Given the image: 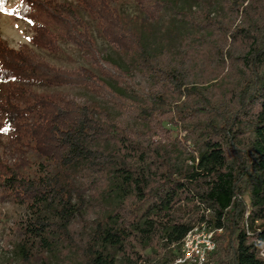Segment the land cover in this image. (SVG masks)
I'll use <instances>...</instances> for the list:
<instances>
[{"label": "trees", "instance_id": "1", "mask_svg": "<svg viewBox=\"0 0 264 264\" xmlns=\"http://www.w3.org/2000/svg\"><path fill=\"white\" fill-rule=\"evenodd\" d=\"M73 1L20 0L29 44L0 37V134L20 160L0 154V192L25 209L26 264H173L201 224L204 264H264V0H130L131 19ZM62 46L86 65L34 52Z\"/></svg>", "mask_w": 264, "mask_h": 264}, {"label": "rangeland", "instance_id": "2", "mask_svg": "<svg viewBox=\"0 0 264 264\" xmlns=\"http://www.w3.org/2000/svg\"><path fill=\"white\" fill-rule=\"evenodd\" d=\"M62 2H74L73 0H60ZM20 0H8L5 10H0V37L12 48H19L22 45L29 44V39L32 35L31 22L27 19H21L17 16V9ZM120 9L125 17L131 19L135 16L136 9L130 0H120ZM87 20H89L86 17ZM91 30L96 39L97 45L101 52L111 60L117 61V55L110 49L108 44L97 33V30L91 25ZM37 56L44 59L46 62L61 68H74L79 65H86L80 54L74 49L62 46V49L55 54L34 49ZM78 97L81 100L93 101L95 98L90 93L72 87H64L55 89ZM39 92L48 91L47 89H38ZM49 92V91H48ZM51 92V90H50ZM184 133L181 130L177 131L178 139H181ZM154 137L153 140H157ZM8 153L7 138L0 134V154L8 162L20 161L12 157ZM28 161L23 164V167L35 166L37 158L33 155H27ZM22 164V162H19ZM25 216L24 207L13 203L6 199L0 192V264H26L24 256L19 250L21 234L19 223ZM149 254V252H146ZM35 264V263H34Z\"/></svg>", "mask_w": 264, "mask_h": 264}, {"label": "built area", "instance_id": "3", "mask_svg": "<svg viewBox=\"0 0 264 264\" xmlns=\"http://www.w3.org/2000/svg\"><path fill=\"white\" fill-rule=\"evenodd\" d=\"M217 232L220 233L221 230H217ZM213 234L214 231L203 224L194 226L182 239L173 264H204L208 253L215 249ZM247 235H251L248 230ZM255 242L260 245V248L262 247L259 255L264 260V244L257 239Z\"/></svg>", "mask_w": 264, "mask_h": 264}]
</instances>
